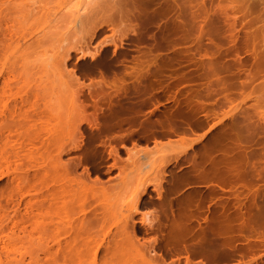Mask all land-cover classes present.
Here are the masks:
<instances>
[{
    "label": "rangeland",
    "instance_id": "374dc122",
    "mask_svg": "<svg viewBox=\"0 0 264 264\" xmlns=\"http://www.w3.org/2000/svg\"><path fill=\"white\" fill-rule=\"evenodd\" d=\"M171 1L0 0V264H264V0Z\"/></svg>",
    "mask_w": 264,
    "mask_h": 264
},
{
    "label": "bare ground",
    "instance_id": "6f19581e",
    "mask_svg": "<svg viewBox=\"0 0 264 264\" xmlns=\"http://www.w3.org/2000/svg\"><path fill=\"white\" fill-rule=\"evenodd\" d=\"M149 2H150L151 4H155V5L158 4V7H160L161 9H160V8H159V9L157 8L156 11H157V10H161V12H163V11L165 12V11H166V13H167V10H166V9H167V5H168V3L172 2V1L170 0V2H169V0H149ZM171 5H172V3H171ZM153 6H154V5H153ZM156 6H157V5H156ZM171 7H172V6H171ZM162 8L165 9V10H163ZM168 8H169V7H168ZM162 10H163V11H162ZM168 10H169V9H168ZM170 10H171V8H170ZM164 12H163V14H165ZM236 19H237V18H236ZM234 21H235V20H234ZM235 23H236V22H235ZM234 25H235V24H234ZM233 29H234V28H233ZM234 30H235V29H234ZM235 31H236V30H235ZM244 43H245V40H244ZM246 45H247V44H246ZM241 48H242V47H241ZM97 96H98V95H97ZM99 97H100V96H99ZM99 97H98V98H99ZM98 98H97V99L95 98L96 101H98ZM99 100H100V99H99ZM96 101H94V102H96ZM98 103H99V102H98ZM85 112H87V110H86V109H82L81 112H80V114H81V113H85ZM86 115H87V117H86V118H87V123H91V122L93 121V119H96V118H97L96 115H92V113H91V115H88L87 113H85V116H86ZM80 116H81V115H79V117H80ZM81 117L83 118V115H82ZM196 119H197V118H196ZM196 119H194V120H196ZM79 120H80V118H79ZM197 120H199V119H197ZM81 121H82V120H81ZM92 123H93V122H92ZM195 124H198V122L195 123ZM200 125H201V124H200ZM200 125L198 124L197 126H200ZM212 125H213V124H212ZM212 125H211V126H212ZM211 126H210V127H211ZM200 127H201V126H200ZM240 127H241V126H240ZM75 130H76V129H75ZM75 130H74V133H73V131L69 132V131H70V130H69V131H67V133H66L65 135H63V134H61V135H63L64 137H65V136L67 137V135H68V137H71V138H72V136L70 135V133H72V134H77V133H75V132H76ZM207 130H208V129H207ZM241 131H242V130H241ZM68 132H69V134H68ZM208 132H209V131H208ZM78 133H79V130H78ZM100 133H102V131H100ZM237 133L239 134V132H237ZM240 133H241V132H240ZM79 134H81V133H79ZM61 135H60L59 137H61ZM69 135H70V136H69ZM97 135L100 136L99 134H97ZM97 135H96V136H97ZM209 135H210V134H209ZM79 136H81V135H78V138L80 139L81 137H79ZM98 136H97V137H98ZM214 136H215V135H214ZM216 136H217V135H216ZM236 136H238V135H236ZM240 136H241V134H240ZM66 137H65V138H66ZM76 137H77V136H76ZM76 137H73V138L71 139L72 142L76 141V140L73 141V139H74V138L76 139ZM82 137H83V136H82ZM238 137H239V136H238ZM242 137H243V136H242ZM213 138H215V137H213ZM240 138H241V137H240ZM240 138H239V139H240ZM244 138H245V137H244ZM67 139H69V138H67ZM91 139H92V137H91ZM58 140H59V139H58ZM61 140H62V139H61ZM215 140H216V139H215ZM218 140H219V139H218ZM241 140H242V139H241ZM69 141H70V140H69ZM78 141H79V140H78ZM62 142H63V141H62ZM62 142H61V143H62ZM90 142H91V141H90ZM90 142L87 143V154H88V152L91 153V152L95 149L94 146H92L93 144L91 145ZM204 142H208V141H204ZM210 142H211V141H209V143H210ZM61 143H59V144H61ZM64 143H65V140H64ZM77 143H79V142H77ZM62 144H63V143H62ZM74 144H76V143H74ZM206 144H207V143H206ZM64 145H65V144H64ZM79 145H80V144H79ZM204 145H205V144H204ZM207 145H208V144H207ZM214 145H215V144H214ZM239 145H241V144H239ZM239 145H238V146H239ZM91 146H92V147H91ZM231 146H233V145L231 144ZM243 146H244V145H243ZM58 147H59V146H58ZM60 147H61V146H60ZM60 147H59V148H60ZM62 147H63V146H62ZM205 147H206V145H205ZM211 147H212V146H211ZM226 147H227V146H226ZM240 147H241V146H240ZM91 148H93L92 151H91ZM207 148H208V146H207ZM214 148H215V147H214ZM227 148H228V147H227ZM229 148H231V147L229 146ZM234 148H235V145H234ZM234 148L232 147V151H234V150H233ZM63 149H64V148H63ZM249 149H250V147H249ZM59 150H60V149H59ZM238 150H239V149H238ZM238 150L235 149V151H238ZM241 150H242V149H241ZM95 151H97V150H95ZM115 151H116V150H115ZM243 151H245V150H243ZM248 151H249V150H248ZM58 152H59V151H58ZM63 152H64V151H63ZM65 152H66V151H65ZM177 152H178V151H177ZM177 152H176V153H173V154L177 155ZM238 152H239V151H238ZM238 152H237V153H238ZM59 153H60V152H59ZM92 153H93V152H92ZM94 153H95V152H94ZM94 153H93V154H94ZM233 153H234V152H233ZM242 153H243V152H242ZM242 153H241V154H242ZM246 153H248V152L246 151ZM98 154H99V153H98ZM173 154H172V155H173ZM179 154H180V153H179ZM241 154L239 153L238 155H241ZM88 155H89V154H88ZM96 155H97V154H95V156H96ZM172 155H169V159H170V156H172ZM235 155H236V154H235ZM235 155H233V156L235 157ZM243 155H244V153H243ZM91 156H92V155H91ZM227 156H228V155H227ZM57 157H61V156L58 155ZM177 157H178V155H177ZM234 157H233V158H234ZM244 157H246V156L244 155ZM247 157H248V156H247ZM94 158H95V157H94ZM96 158H97V157H96ZM171 158H174V157H171ZM193 158H194V157H193ZM227 158L230 159V157H227ZM237 158H238V157H237ZM61 159H62V158H60V159L58 160L60 163H61V161H63V160H61ZM174 159H175V158H174ZM176 159H177V158H176ZM223 159H224V158H223ZM235 159H236V158H235ZM238 159H240V158H238ZM95 160H96V159H95ZM237 161H238V160H237ZM248 161H249V159H248ZM64 162H65V161H64ZM67 162H68V161H67ZM227 162H228V161H227ZM230 162H231V159H230ZM246 162H247V160H246ZM60 163H59V165H58V163L55 165V166L58 165V168L61 167V169H59V170H60V173H61V171H63V174L67 173V174H70V175H71V174H72L71 171L73 170V168L71 169V166L68 165L69 163H68V164H67V163H66V164H65V163L63 164V163H62V164H63V168H64V170L62 169V164H60ZM74 163H75V162H74ZM214 163H216V162H214ZM237 163H238V162H237ZM240 163H242V162H240ZM240 163H239V164H240ZM70 164H71V163H70ZM72 164H73V163H72ZM72 164H71V165H72ZM76 164H78V163H76ZM216 164H217V163H216ZM242 164H243V163H242ZM247 164H248V163H247ZM97 165H98V164H97ZM243 165H244V164H243ZM76 166H77V165H76ZM237 166H238V165H237ZM237 166H234V167H237ZM240 166H241V165H240ZM195 167H196V166H195ZM227 167H228V166H227ZM230 167H231V166H229V168H230ZM243 167H244V166H243ZM58 168H57V169H58ZM238 168H239V167H238ZM240 168H242V167H240ZM245 168H246V166H245ZM245 168H244V169H245ZM247 168L249 169V167H247ZM216 169H217V168H216ZM234 169H235V168H234ZM244 169H243V171H244ZM250 169H251V168H250ZM250 169H249V170L246 169L245 172H246V171H247V173L250 172ZM252 169H254V168H252ZM252 169H251V170H252ZM229 170H230V169H229ZM232 170H233V169H232ZM236 170H237V169H236ZM236 170H235V171H236ZM238 170L242 171L241 169H238ZM238 170H237L236 172H237V173H238V172L240 173V171H238ZM64 171H66V172H64ZM74 171H75V168H74ZM182 171H183V170H182ZM252 171H253V170H252ZM183 172H184V171H183ZM233 172H234V171H233ZM253 172H254V171H253ZM73 173H74V172H73ZM87 173H88V172H87ZM185 173H186V172H185ZM185 173H184L183 175H182L181 173H180V174L182 175V177H185V178H186L187 175H185ZM237 173H236V174H237ZM243 173H244V172H243ZM243 173H242V174H243ZM61 174H62V173H61ZM67 174H65V175H66L67 177H69ZM249 174H250V173H249ZM65 175H64V176H65ZM172 175H173V174H172ZM181 175L179 176V178L181 177ZM184 175H185V176H184ZM240 175H241V174H240ZM240 175H239V176H240ZM244 175H245V174H244ZM64 176L62 177V175H61L62 178H60V179H62V180H63V179H66V180H67L68 178H66V176H65V178H64ZM72 176H73V174L70 176L71 178L69 177V180H70V181L68 180L69 183H70L72 180H75V181L78 180L79 183H80V181H81V186H82V187L79 186V184H77V186L81 187V189L84 187L83 185H85L86 183H87V187H86L87 189H88L89 187H90L91 189L93 188L92 190H91L90 188H89L88 190H86V191L84 190V192H87V191H90V190H91V192H93V190L96 189V188H94V186H93V184H92L91 181H89V180L86 181L85 179H82V177H75V176L72 177ZM88 176H89V174H88ZM174 176H175V175H174ZM175 177H176V176H175ZM177 178H178V177H177ZM177 178H176V179H177ZM87 179H88V177H87ZM98 180H99V179H98V177H97V178L94 180L93 183H96ZM180 180L183 181L184 179H183V180L180 179ZM180 180H179V181H180ZM172 181H173V179H172ZM177 181H178V180H177ZM73 183H74V182H73ZM76 183H77V181H76ZM179 183H180V182H179ZM175 184H177V183L175 182ZM61 185H62V184H61ZM61 185H60V186H61ZM70 185L72 186L71 183H70ZM70 185H69V186H70ZM94 185L96 186V184H94ZM85 186H86V185H85ZM97 186H98V185H97ZM61 188H62V187H61ZM63 188H65V187H63ZM66 188H67V189H65V191H63L64 189H61V190H62L63 192H67V190L70 191L71 189H73V187H68L67 185H66ZM86 188H85V189H86ZM178 188H179V187H178ZM178 188H177V189H178ZM83 189H84V188H83ZM99 189H100V188H99ZM59 190H60V189H59ZM61 190H60V191H61ZM74 190H75V188H74ZM185 190H186V189H184V191H185ZM94 191H95V190H94ZM81 192H82V191H81ZM96 192H97V191H96ZM87 193H89V192H87ZM93 193H94V192H93ZM180 193H181V192H180ZM182 193H183V192H182ZM182 193H181V194H182ZM184 193H185V192H184ZM186 193H188V192L186 191ZM84 194H85V193H84ZM179 195H180V194H179ZM186 195H187V194H186ZM186 195H185V196H186ZM91 196H95V195H91ZM180 196H183V195H180ZM180 196H179V197H180ZM185 196H184V197H185ZM83 197H84V196H83ZM186 198H187V196H186ZM140 199H141V198H140ZM181 199H183V198H181ZM87 220H89V219H87ZM88 222H89V221H88ZM81 227H82V226H81ZM127 234H128V233L124 234V236L127 235ZM127 237H128V239H129V236H127ZM124 238H125V237H124ZM126 239H127V238H126ZM129 240H132V237H131V239H129ZM132 241H133V240H132ZM114 249H115V248H114ZM185 257H186V256H185ZM186 259H188V260L190 261L189 258L186 257ZM184 260H185V259H184ZM186 261H187V260H186ZM189 261H188V263H189ZM186 263H187V262H186ZM186 263H185V264H186Z\"/></svg>",
    "mask_w": 264,
    "mask_h": 264
}]
</instances>
